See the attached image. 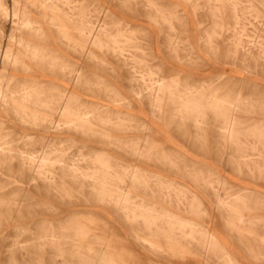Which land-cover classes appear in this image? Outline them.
Instances as JSON below:
<instances>
[{
	"label": "rangeland",
	"instance_id": "obj_1",
	"mask_svg": "<svg viewBox=\"0 0 264 264\" xmlns=\"http://www.w3.org/2000/svg\"><path fill=\"white\" fill-rule=\"evenodd\" d=\"M48 1L0 0V7L6 9L0 8V52L10 46L29 64L11 38L45 45L25 28L16 30L13 23L30 22L44 29L50 40L46 45L62 58L65 71L77 69L83 76L73 84L61 64L54 68L50 60L47 71L29 72L24 64L6 66L0 61V78L11 74L23 84L40 74L46 95H65L70 106L82 112L106 111L101 113L112 120V128L93 123L99 134L120 139L124 146L138 144L143 154L152 148L155 153L152 160L139 164L150 178L140 180L137 191L124 198L115 193L100 201L91 188L81 190L83 180L76 195H50L28 188L25 202L33 207L31 215L21 219L14 215L12 230L0 242V264H264V127L253 134L255 122L264 121L257 116L264 107V0ZM51 2L76 22H93L98 27L109 21L112 33H116L115 23L139 33L124 35L129 41L123 42L126 51L115 57L94 49L101 58L95 61L89 56V44L79 38L73 37L70 45L56 40L61 37L57 28L66 21L48 13L45 4ZM151 7L163 14L151 12ZM30 47L32 53L40 52L39 58L46 56L36 46ZM54 69L59 78L51 74ZM176 81L180 87H175ZM159 83L171 87L173 95L162 93ZM236 95L240 98L235 108L220 105V116L210 111L215 99ZM192 112L198 114L201 127L194 125ZM4 116L0 110V120ZM46 116L56 129H47L46 137L65 142V150L82 171H99V166L91 162V150L76 149L77 145H98L119 157L105 143L67 132L75 116L51 112ZM231 119L236 127L233 140L227 141L218 127ZM10 124L20 129L16 122ZM31 132L36 135V130ZM113 167L117 185L124 181L126 168L117 163ZM121 186L123 191L131 187L127 181ZM76 221L87 227L83 240L77 247L71 242L61 245V254L55 258L49 252L41 259L40 248L32 243L25 244L28 250L14 252V259L6 252L11 245L8 235L25 240L44 227ZM103 235L108 241L121 242L120 258L113 257L111 250L104 255L108 247L98 241ZM205 238L211 241L207 259ZM149 241L171 249L165 252Z\"/></svg>",
	"mask_w": 264,
	"mask_h": 264
},
{
	"label": "bare ground",
	"instance_id": "obj_2",
	"mask_svg": "<svg viewBox=\"0 0 264 264\" xmlns=\"http://www.w3.org/2000/svg\"><path fill=\"white\" fill-rule=\"evenodd\" d=\"M28 2L29 1H27V3ZM61 3L62 2L59 4ZM45 6L49 14L52 13L55 16H62L66 21L65 26L57 28L61 37L58 38L55 36L56 40L61 43V40L64 39L67 42V45H70L73 37L79 38L82 42L89 44L91 48L89 56L95 61H100L101 58L97 55L94 49L101 50L104 53L111 52L112 56L115 57L117 54L126 51V45L123 44V42L129 41L123 36H135L139 33L137 30L120 23H115L116 33H112L110 32L109 21L96 27L93 25V22H84L82 20H80L82 22H76V20L67 16V14H63L54 4L49 5L46 3ZM157 8L154 9L151 7L149 10L152 9L151 12L154 11L159 14L162 13V11ZM5 10L6 9H4V11ZM95 10L97 12L98 9L95 7ZM17 14L18 13H16V15ZM148 16L152 18L150 13ZM172 18L175 17L172 15ZM108 20L112 21L110 18ZM13 23L16 25V30L25 28L28 35L41 39L46 42V44L50 41L42 27L37 28L32 26L30 22L24 24L19 23L16 20H14ZM52 32L55 35V32ZM11 42L16 43L20 47L23 56L29 60V64H25L23 57L15 55L12 52L11 47L7 46L3 52H0V61H2L3 65L17 66L19 64H24L26 66V71L28 72L36 68H41L42 71H47L48 61L50 60L54 68H56V64H61V69L64 71V74H66L64 76L69 75L70 79H67V81L73 84L79 81L80 77L83 76V71L81 72L77 69L66 72V66L63 63L62 58L56 53V50L50 49L46 44L40 45L25 40H16L15 38H11ZM30 46H36L35 48L42 50V52H44L43 54H46V56L43 55V57L39 58V55H41L40 52L39 54H37V52L32 53L30 51ZM39 46L43 47L38 48ZM129 47L133 50L136 49L134 48L135 45ZM48 55L51 56L50 59H48ZM53 71L54 72L51 74L59 78L56 72L57 70L54 69ZM40 79L41 75L38 74V77L32 82L20 84L11 74L8 75V78H0V110L5 114L3 120H0V242L3 238H6V232L12 230L14 215L17 214L18 219L31 215L30 211L33 207L25 202V200L29 198L28 188H32L36 192H46L50 195H76L80 192V188L81 190H83V188H91L93 196H96L100 201L106 202L115 193L119 194L122 198L135 193L137 191L136 186L139 184L140 180L148 178L150 174L148 170L143 169L139 164L145 160H152L153 154L155 153L153 148L148 153L143 154L138 144L124 146L125 144L120 139L114 140L105 133L99 134V132L95 131L91 126L93 123L100 124L106 128H112V120L107 116L102 115V113L106 114V111H98V108H95L87 112H82L78 108L71 107L68 103V98H66L65 95L57 94L48 96L46 95V87L42 85V82H39ZM5 83H7L6 86ZM174 84L175 87H180L177 81ZM159 86L162 88L160 89L162 93L168 92L169 95H173L171 87L167 88L166 86H161V84ZM135 95L139 99H143L140 92H135ZM158 95H160V93ZM239 98L240 95H236L232 98L220 97L217 101L215 99L213 104L209 106V109L212 113L220 116L222 110L220 105H226L231 109L235 108L239 102ZM156 107L157 106H154V109H156ZM259 109L257 116H262L264 118V107ZM248 111L252 112L251 109ZM47 112L56 115L68 113L75 116L72 120V124L66 130L67 132L75 135L81 134L89 139L105 143L109 148L116 149L119 152V157L113 156L109 151L99 148L98 145H91L88 147L77 145L75 147L76 149L85 148L91 150L93 155L91 162L99 166V171L91 173L82 171L83 168L81 169L80 164L75 157L71 158L65 150V142L49 140L46 137L45 131L47 129H55L53 123L50 122L46 116ZM150 112L154 114L155 110H151ZM192 113L195 114V112ZM198 118V114L193 116L194 125L201 127L202 125H199ZM11 121L16 122L20 129H14L10 124ZM235 127L236 123L231 119L226 126H220L218 129L220 133L223 134L225 140L231 141L233 140ZM260 127H264L263 120H257L255 122L253 134L257 133V131L260 130ZM32 130H36V135L31 132ZM27 131L29 132L28 134L25 133ZM70 144L71 142H69V145ZM72 144L75 145V142H72ZM133 162L138 163V165L133 166ZM84 163L86 164V162ZM113 163L119 165L124 164L126 168L123 175L124 181L119 180L117 185L113 183ZM15 180L19 181L20 184L18 185L15 183ZM80 180H83V184L79 188ZM126 181L127 183L129 182L131 187L128 191H123L121 185L125 184ZM121 200L123 201V199ZM119 206L120 204L117 205V211ZM67 225L63 224L58 227L54 225L51 227H44L40 234H35V236H30V238L25 240L21 239V235L16 237H10L8 235V239L11 238V245L5 247L6 252L9 254V257L14 259V252L21 253L22 251H26L29 246L25 244L32 243V246H38L40 248L41 259L45 258L46 254L49 252H51L50 258H55L61 254V245L71 242V244L77 247V245L83 240V235L87 230V227L82 225L79 221L69 222ZM69 230L73 232L72 235L67 234V231ZM105 231L110 230L105 228ZM103 236L99 237L98 241L108 247L104 252V255H107V251L111 250L113 257L120 258L117 248L118 245H121V242L117 239H111L108 241L106 237ZM205 239L204 259H207V254H209L211 247V241L209 238ZM149 243L152 246L155 245L154 241H149ZM226 255L228 256V254Z\"/></svg>",
	"mask_w": 264,
	"mask_h": 264
},
{
	"label": "crops",
	"instance_id": "obj_3",
	"mask_svg": "<svg viewBox=\"0 0 264 264\" xmlns=\"http://www.w3.org/2000/svg\"><path fill=\"white\" fill-rule=\"evenodd\" d=\"M154 244H155L154 246H157V245H158L157 247H158L159 249H164L165 252H167V251H169V250L171 249L170 247H164V248H163V247L159 246V242H155V241H154ZM124 264H125V263H124Z\"/></svg>",
	"mask_w": 264,
	"mask_h": 264
}]
</instances>
